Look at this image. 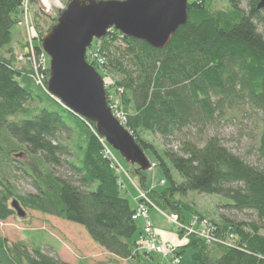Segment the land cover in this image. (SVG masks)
<instances>
[{"label": "trees", "instance_id": "16d2710c", "mask_svg": "<svg viewBox=\"0 0 264 264\" xmlns=\"http://www.w3.org/2000/svg\"><path fill=\"white\" fill-rule=\"evenodd\" d=\"M65 1L46 28H41V15H35L32 46L37 57L44 52L42 38L73 0ZM219 1L188 0L187 23L164 48L111 29L94 40L86 56L90 64L102 69L104 78L108 73L116 76L106 83L108 105L113 113L122 112L123 125L146 154L154 155L149 169L162 170L165 187L157 190L147 185L149 169L133 165L138 189L147 197L140 202L167 216L177 215L183 225L188 214L193 222L208 219L214 225L217 241L190 234L175 254L190 247L193 264H264V118L258 145L261 167L231 151L216 135L193 138V128L202 135L225 110L240 105H250L264 115L261 0H223L224 7ZM24 2L0 0V52L5 48L0 54V220L16 216L12 202L18 200L24 209L81 225L94 243L114 256L111 264H123L120 259L139 264L142 228L133 218L139 200L133 203L128 197L117 164L105 154L104 145L113 152L112 147L98 133L95 122L81 118L36 83L31 60L17 66V47L25 56L31 53L28 40L11 45L13 28L23 25ZM91 51L102 59L101 64L88 59ZM40 72L49 89L50 63ZM33 103L38 106L32 108ZM12 116L24 118L13 120ZM80 125L88 131L79 130ZM72 131H77L78 157L63 142L64 134ZM155 135L163 140L161 148L149 139ZM27 153L30 162H20L19 157ZM17 172L30 182L32 191L15 190ZM190 192L219 196L222 206L250 211L257 221L209 219L184 200ZM177 229L183 238L184 228ZM0 264L89 263L64 261L41 245L30 250L25 242L0 235Z\"/></svg>", "mask_w": 264, "mask_h": 264}, {"label": "rangeland", "instance_id": "374dc122", "mask_svg": "<svg viewBox=\"0 0 264 264\" xmlns=\"http://www.w3.org/2000/svg\"><path fill=\"white\" fill-rule=\"evenodd\" d=\"M65 2V0H41L40 2L29 3L28 17L30 28H27L29 26L24 20L23 25L20 26V28L14 27L13 42L11 45H15V47H17L18 45L16 43L19 41L28 40L29 43L31 40L33 41L34 30L32 27H34L33 20L35 15H41V28H46L53 22V17H56L59 10L65 6ZM219 2V6L221 5L224 7L226 5V2L223 0H220ZM28 31H30V33ZM16 50V55L18 56L17 66L20 67L26 65L28 59L27 56H25L24 51L20 47H17ZM4 53L5 48L1 50L0 54ZM92 55L93 53L91 51L88 55V59L90 61H97V59H93ZM49 59L50 58L48 56L45 62L46 65L50 63ZM97 70L100 73L102 72L100 67H98ZM102 77L104 78L103 75ZM115 78L116 76H114L113 73L106 74L104 78L105 84L109 83L107 81L111 82L113 79L115 80ZM112 96L113 99H115L116 96L113 94ZM115 102H118L117 98L115 99ZM30 106L32 108H36L38 103L30 104ZM21 118L24 117H11L13 120ZM263 118L264 115L259 110L253 109L250 105H240L233 110H225V114L219 117L217 122H215L212 127L205 130L202 135L197 133L198 130L196 128H193V138L198 139L201 137L205 140L209 136L216 135L231 151L242 156L247 162L261 167L263 166V161L258 152V145ZM78 128H80L79 130L82 132L88 131L86 126L80 125ZM76 135L77 131H72L71 133L64 134L63 138V142L68 144L75 154L77 153V151H75V145L77 142ZM149 139L161 148L163 140L159 135L149 137ZM178 148L179 145H177L176 142L174 144V149L177 150ZM112 150L119 165L125 170L121 172V175L128 189L127 195L134 203V198L139 193V182L135 173L136 165L133 166L131 163H128L118 151L113 148ZM147 155L150 160L154 159V155L151 152ZM76 156L78 157L79 154L77 153ZM70 158L73 159V156ZM19 160L20 162L29 163L31 156L27 153L19 157ZM20 162H15V164L20 166ZM17 174V178L13 181L16 186L15 190L19 193L32 191L33 188L30 185V182L23 177H19V172H17ZM147 175V185L150 188L162 190L165 187V185L161 182L163 173L160 167L155 166L150 168ZM184 200L196 206L201 212L206 214L209 219H215L217 221L229 219L235 223L241 222L246 224L257 221L256 215L250 211L240 212L235 209L222 206V204H224V200H222L219 196L190 192L184 196ZM154 208L155 207L149 210H154ZM25 210L26 215L24 217H20L16 214V216H11L7 220H0L1 236L7 237L13 242L23 241L29 246L30 250H33L35 245H41L44 251L49 252L64 261L76 263L77 261L84 259L89 264H111L110 261L114 258V256L106 249L94 243L81 225L43 214L38 211L29 209ZM192 222V215L188 214L184 226L186 228L193 227L194 229H201V225L199 223L195 222V224H192ZM138 224L143 229L145 227V219L139 218ZM160 225L164 227V235L160 239V244L165 249V252H169L167 249L168 245L175 248H178L180 245H186L188 242L187 236L185 235L183 238L179 236L177 224L171 221L168 216H162ZM178 250L180 251L181 248H178ZM145 251L146 249H143L139 264H172L177 256L176 254L168 253L169 255L166 259L164 258L163 253L158 251H149L150 256H145ZM177 257L180 259L181 264H193L192 249L190 247H186L184 252ZM120 261L122 263H126L124 260L120 259Z\"/></svg>", "mask_w": 264, "mask_h": 264}, {"label": "water", "instance_id": "95a60500", "mask_svg": "<svg viewBox=\"0 0 264 264\" xmlns=\"http://www.w3.org/2000/svg\"><path fill=\"white\" fill-rule=\"evenodd\" d=\"M188 0H73L42 38L50 58L49 91L83 119L132 165L149 169V158L108 105L105 80L86 59L94 39L117 29L126 37L164 48L188 20ZM264 9V0L258 4ZM18 216L26 210L14 200Z\"/></svg>", "mask_w": 264, "mask_h": 264}, {"label": "built area", "instance_id": "2783aa9c", "mask_svg": "<svg viewBox=\"0 0 264 264\" xmlns=\"http://www.w3.org/2000/svg\"><path fill=\"white\" fill-rule=\"evenodd\" d=\"M29 3H30L29 0H25V2H24V7H25L24 21L27 23L28 26H29V17H28ZM27 28L29 29L30 26ZM28 32L30 33V31H28ZM30 47H31L30 48L31 53L29 56H27V59L32 61V65H33L34 70H35L36 83L43 86L46 91H49V89H47L44 85V81L42 79L43 75L40 72V68H43L46 65L45 62H46L47 57L45 55V52H43L39 57H37L35 54L34 48L32 46V40L30 41ZM92 57H93V59H97L100 64L102 63V59L98 58V55L95 52L93 53ZM114 115L123 124L124 116L122 115V112L117 109V111H115ZM104 146H105V154L108 157H111L115 161V163L117 164L118 172L121 175V172L125 171V170L119 165L114 153L109 149V147H107L106 145H104ZM153 166H154V164H153ZM120 178H121V183H123L125 186V182L123 180L122 175ZM162 182H164V181H162ZM140 199H147V197L143 191L139 190L138 197L136 198V203L138 200H139V203H137V210H136V213L134 214L133 218L134 219L143 218V219H145V222H146L145 227H144V235H142L138 241L140 248H141V250L146 249L147 252H149V251L162 252L164 255V258L167 259L169 254H175L176 248L171 246V245H168L167 249L169 250V252H165V249L160 244L159 235L156 232V230L153 228L152 223L149 220L148 206H147V204H145V202H140ZM168 218L171 221L175 222L179 228H184L186 236H188L190 234H197L198 236L204 238L207 242L217 241V238H216L215 233H214V225L208 219H204V220L199 222V224L201 225V229H198V228L194 229L193 227L186 228L183 224H181L179 222L177 215H171ZM195 222H197V221H194L192 224H195ZM177 256H176V258L172 264H181L180 259Z\"/></svg>", "mask_w": 264, "mask_h": 264}, {"label": "crops", "instance_id": "0c3cea01", "mask_svg": "<svg viewBox=\"0 0 264 264\" xmlns=\"http://www.w3.org/2000/svg\"><path fill=\"white\" fill-rule=\"evenodd\" d=\"M135 183V182H134ZM136 184V183H135ZM127 188V186H126ZM128 190V189H127ZM138 197V195L135 196V200L134 202L136 203V198ZM153 208V207H152ZM152 208H149V209H152ZM148 215H149V220L151 221L152 223V226L153 228L156 230V232L158 233L159 235V238L161 239L162 236L164 235V227L162 225H160V220L162 219V216H167L165 215L164 213H162L160 210H158L157 208H154V210H148ZM169 217V216H168ZM146 224V222H145ZM142 231V235H144V228L141 229ZM141 235V236H142ZM140 236V237H141ZM139 237V238H140ZM143 251V250H142ZM145 256H150V253L149 252H144ZM142 255V254H141ZM127 263V262H126ZM126 263H123V264H126Z\"/></svg>", "mask_w": 264, "mask_h": 264}]
</instances>
